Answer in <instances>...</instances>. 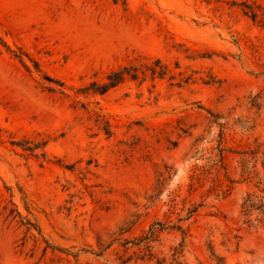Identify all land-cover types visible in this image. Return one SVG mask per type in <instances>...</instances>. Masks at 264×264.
Wrapping results in <instances>:
<instances>
[{
	"label": "rangeland",
	"instance_id": "1",
	"mask_svg": "<svg viewBox=\"0 0 264 264\" xmlns=\"http://www.w3.org/2000/svg\"><path fill=\"white\" fill-rule=\"evenodd\" d=\"M263 207L264 0H0V264H264Z\"/></svg>",
	"mask_w": 264,
	"mask_h": 264
},
{
	"label": "trees",
	"instance_id": "2",
	"mask_svg": "<svg viewBox=\"0 0 264 264\" xmlns=\"http://www.w3.org/2000/svg\"><path fill=\"white\" fill-rule=\"evenodd\" d=\"M113 1L115 2L116 0H113ZM252 16L254 17L255 15H252ZM158 64H159V61L156 60L151 67L144 66V70H140L135 67H122L116 71H112L106 76L107 83L102 86H97L95 91L98 92L99 94H102L107 89L112 88L118 85L119 83H121L125 76H128L130 79H135L138 71H140L141 74H144L146 71H148L150 76H154V75L158 77L163 76L165 74V68L163 66H158ZM94 86H95L94 84H91V87H94ZM108 128H109V125L104 122V128H102V130L104 131V134L106 135H109L110 133ZM2 210H3L2 214L4 216V220L8 218L14 219L15 217H18L20 219L19 223L25 226L26 232L30 231L31 229L35 230V226L28 219L20 218L18 213L15 210L8 208L7 206H4ZM263 210H264V207H263ZM262 223L264 227V215L262 218ZM37 234L39 233L37 232Z\"/></svg>",
	"mask_w": 264,
	"mask_h": 264
}]
</instances>
